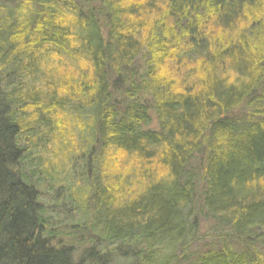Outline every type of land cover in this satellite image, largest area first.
<instances>
[{"label": "trees", "instance_id": "trees-1", "mask_svg": "<svg viewBox=\"0 0 264 264\" xmlns=\"http://www.w3.org/2000/svg\"><path fill=\"white\" fill-rule=\"evenodd\" d=\"M0 264H264V0H0Z\"/></svg>", "mask_w": 264, "mask_h": 264}]
</instances>
